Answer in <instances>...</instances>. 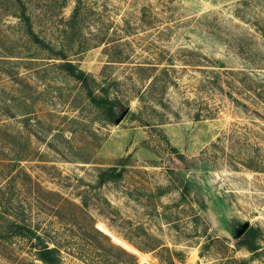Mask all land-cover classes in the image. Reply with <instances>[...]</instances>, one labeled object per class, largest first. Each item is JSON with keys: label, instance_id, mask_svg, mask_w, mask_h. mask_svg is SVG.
I'll return each instance as SVG.
<instances>
[{"label": "rangeland", "instance_id": "rangeland-1", "mask_svg": "<svg viewBox=\"0 0 264 264\" xmlns=\"http://www.w3.org/2000/svg\"><path fill=\"white\" fill-rule=\"evenodd\" d=\"M24 1L46 45L0 0V264H264V0Z\"/></svg>", "mask_w": 264, "mask_h": 264}, {"label": "trees", "instance_id": "trees-1", "mask_svg": "<svg viewBox=\"0 0 264 264\" xmlns=\"http://www.w3.org/2000/svg\"><path fill=\"white\" fill-rule=\"evenodd\" d=\"M21 9L20 17L22 18V23L25 27V32L30 38L40 46L46 45L45 39L41 38L39 34L34 29L32 15L29 12V3L24 0H16ZM80 7L77 5L74 8L73 17L79 14ZM64 56V55H63ZM63 62H60V67L67 71L71 76L79 80L82 85L85 87L88 97L92 102L98 105L103 109L106 117L113 121L121 113V106L117 104L116 99H112L108 94H99L96 93L93 86L91 85L92 77L86 73L83 69L79 68L76 64L67 60V58L62 57ZM102 182L105 181L103 176H101ZM257 235V229L251 226H248L241 236H243L240 244L247 245L248 249L256 250L260 248V245L256 244L255 237ZM41 259L44 260L46 264H58V257L49 256L50 253L56 252V248L49 247L47 244H44V249L41 250ZM133 256V254H131ZM52 258V259H51ZM53 261V262H52Z\"/></svg>", "mask_w": 264, "mask_h": 264}]
</instances>
